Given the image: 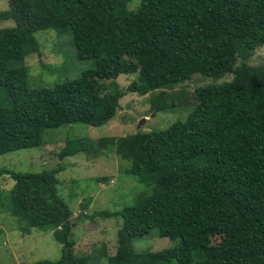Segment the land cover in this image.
Listing matches in <instances>:
<instances>
[{
	"label": "trees",
	"instance_id": "1",
	"mask_svg": "<svg viewBox=\"0 0 264 264\" xmlns=\"http://www.w3.org/2000/svg\"><path fill=\"white\" fill-rule=\"evenodd\" d=\"M132 1L9 0L0 12L15 22L0 28V155L42 145L50 128L104 125L128 93L165 110L176 104L166 90L194 74L232 78L195 87L179 100L186 116L165 129L67 139L59 163L41 172L0 168L14 182L0 189V216L22 234L51 231L61 245L58 260L31 264H264V64L247 62L264 47V0ZM49 29L70 32L76 57L95 66L32 87L25 59L40 55L35 33ZM130 73L137 78L121 89L115 78ZM90 153L127 161L123 173L148 188L130 206L96 212L121 218L111 255L105 245L73 252L72 212L58 190L63 160ZM151 231L179 243L135 252L133 240Z\"/></svg>",
	"mask_w": 264,
	"mask_h": 264
},
{
	"label": "rangeland",
	"instance_id": "2",
	"mask_svg": "<svg viewBox=\"0 0 264 264\" xmlns=\"http://www.w3.org/2000/svg\"><path fill=\"white\" fill-rule=\"evenodd\" d=\"M136 4L137 0H133L130 7ZM9 8V0H0V12ZM11 27H15L12 19H0V28ZM35 37L40 45V55L33 53L24 63L28 68L30 86L51 87L59 81L74 78L81 72L94 68V60H81L76 57L70 32L59 34L49 29L36 32ZM247 62L250 65L264 64V47H259ZM136 78L137 73L119 74L115 81L124 89ZM231 78L228 74L219 79L194 74L190 80L166 90L167 102L173 100L176 104L165 110L151 109L149 94L128 93L119 100L116 115L106 124L96 127L70 124L47 129L42 145L0 155V168L22 173L41 172L59 163L58 153L67 139L88 137L96 140L100 137L122 136L138 130L165 129L175 120H182L186 116L187 108L180 105L179 100L190 99L189 95L195 87L219 84ZM142 119L145 120L139 124ZM63 163L65 168L57 175L58 190L72 212L70 220L73 222V252L87 255L105 245L107 253L114 254L121 218H103L96 212L117 211L134 204L138 193L148 191L146 184L123 173L128 162L112 153L106 156H94L91 153L69 156ZM13 184L8 174L0 176V189H10ZM15 223V219L7 214L0 216V264H31L37 260L55 261L60 258L61 245L54 239L51 231L33 229L30 234H22ZM178 243L179 238L170 240L151 231L134 239L133 249L135 252L158 251L174 247ZM93 264H106V261L101 259Z\"/></svg>",
	"mask_w": 264,
	"mask_h": 264
},
{
	"label": "water",
	"instance_id": "3",
	"mask_svg": "<svg viewBox=\"0 0 264 264\" xmlns=\"http://www.w3.org/2000/svg\"><path fill=\"white\" fill-rule=\"evenodd\" d=\"M143 120H145V119H142V120L139 122V124H140L141 122H143Z\"/></svg>",
	"mask_w": 264,
	"mask_h": 264
}]
</instances>
